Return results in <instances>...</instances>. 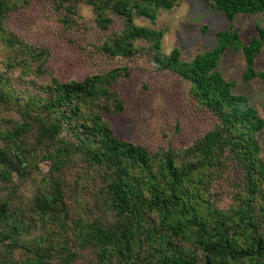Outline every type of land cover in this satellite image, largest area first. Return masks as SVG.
<instances>
[{
    "label": "trees",
    "instance_id": "16d2710c",
    "mask_svg": "<svg viewBox=\"0 0 264 264\" xmlns=\"http://www.w3.org/2000/svg\"><path fill=\"white\" fill-rule=\"evenodd\" d=\"M203 1L231 24L185 60L164 51V29L135 22L178 0H0V264H264V118L219 69L239 51L242 80L264 81V26L244 42L232 24L264 0ZM92 28L102 38L88 41ZM56 45L75 48L74 75L52 72L56 53L73 55ZM164 76L205 127L185 143L178 120L149 142L142 126L117 134L129 84L138 123L153 106L147 77Z\"/></svg>",
    "mask_w": 264,
    "mask_h": 264
},
{
    "label": "rangeland",
    "instance_id": "374dc122",
    "mask_svg": "<svg viewBox=\"0 0 264 264\" xmlns=\"http://www.w3.org/2000/svg\"><path fill=\"white\" fill-rule=\"evenodd\" d=\"M156 14L155 24L143 17L135 18V22L140 26L164 29L166 31L163 39L164 51L169 52L172 48L177 47L185 60H190L195 54L212 49L217 42L216 33L228 28L231 24L224 15L216 13L203 0H178V5L172 10H156ZM81 15H84L86 24L90 26L93 16L90 10L85 7L82 8ZM232 24L242 40L247 42L252 35L256 34L257 25L264 26V14L255 16L240 15L234 19ZM120 26L121 21L117 20L114 29H118ZM103 35L104 33L92 28L86 34V38L88 41H96L97 38L100 39ZM54 50L56 52L63 50L65 53L73 54L71 57L64 56L62 53L55 54L51 63L54 75L66 74L69 76L71 73L74 75L76 72L74 63L73 67L68 64L71 61L70 58L78 59L80 63V57H77V54L74 53L76 52L75 48L70 45H56ZM120 62L123 63V61L117 63ZM105 63L107 61L102 60L100 64ZM117 63L115 62V64ZM136 63V66L140 68V66H143L144 61L137 59ZM81 67L89 68L85 65ZM255 68L257 71L264 72V50L256 60ZM219 69L226 80L234 83L233 92L247 96L251 106L256 108L260 116L264 118V81L254 79L244 82L242 80L245 71L242 53L227 51L222 57ZM147 79L153 83L150 92L153 101V106H150L152 107L151 111L149 110L137 123V118L141 116L142 110H140L141 106L136 104L138 93L136 81H132L125 94L128 100L129 115L113 118L111 122L117 134L131 139L139 131L138 128L142 126L143 133L139 134L143 141L149 142L151 138L160 139L162 134L172 129L175 121L178 120L181 123V133L176 136V139L179 143H185L186 139L192 135V131L201 129L202 126L205 127V118L202 116L196 117V113L194 114L189 110L190 100H187L181 83L176 81L173 76L147 77ZM145 120H147V125L149 124L150 127V131L147 133L144 130Z\"/></svg>",
    "mask_w": 264,
    "mask_h": 264
}]
</instances>
